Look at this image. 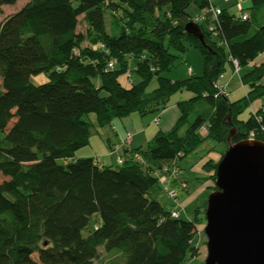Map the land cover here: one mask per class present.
Listing matches in <instances>:
<instances>
[{
  "label": "trees",
  "instance_id": "obj_1",
  "mask_svg": "<svg viewBox=\"0 0 264 264\" xmlns=\"http://www.w3.org/2000/svg\"><path fill=\"white\" fill-rule=\"evenodd\" d=\"M250 1L245 19L226 8L213 18L209 0H26L0 19V264H92L100 247L123 253L125 264H181L198 255L196 214L206 201L183 219L170 216L150 191L155 170L206 138L224 145L203 164L211 187L229 144L264 142V101L240 117L264 96V64L239 74L240 97L226 98L213 85L220 74L227 78V63L233 72L232 59L240 72L264 51V22L257 21L264 0ZM190 5L205 11L193 22L197 33L187 29ZM188 48L200 52L201 74L164 76ZM129 57L136 58L139 79L126 86L119 77ZM48 68L54 70L48 82H31L32 73ZM154 77L157 86L147 91ZM181 89L192 95L177 101L175 123L144 150L123 147L122 163L114 166L75 156L89 142L84 114L94 113L103 126L135 111H159Z\"/></svg>",
  "mask_w": 264,
  "mask_h": 264
},
{
  "label": "rangeland",
  "instance_id": "obj_2",
  "mask_svg": "<svg viewBox=\"0 0 264 264\" xmlns=\"http://www.w3.org/2000/svg\"><path fill=\"white\" fill-rule=\"evenodd\" d=\"M26 0H16L14 4H7L0 7V19L7 14H10L17 9H19ZM214 5H223L226 6L228 11L238 14L239 11L236 8L237 1H241L243 12H249V7L251 6L250 0H212ZM227 1V2H226ZM229 5V6H228ZM228 6V7H227ZM187 11L194 15L197 12V9L190 5L187 8ZM264 16V7H262L260 13L257 15V21H262ZM106 29L109 33V27L112 26L111 16L109 13H106ZM85 29V23L81 19V16L78 17L77 30L83 32ZM113 34L117 33V28L115 27L112 30ZM213 39H216L215 36H212ZM83 44H87L84 42ZM173 52V51H172ZM136 58L129 57L127 59V69L120 75L119 79L123 85H129L132 81L136 82L139 79V76L135 72ZM187 67H191V75L197 76L201 74L202 70V56L197 49L188 48L184 53L177 55V58L173 65L164 72V76L168 77L171 80H179L188 75ZM225 74L229 83L227 85V90L232 91L231 98H237L243 95V88L240 86L239 74L247 71L248 67H241L238 74H231V69L229 64H226ZM54 70L52 68L43 69L38 72H34L30 76L31 82L34 84H42L49 81L53 75ZM157 86V80L154 77L147 85L146 90L150 91ZM192 93L186 89H181L174 92L168 99L167 105L172 104L173 101L181 100L191 96ZM264 101V96L256 98L253 100L248 107L242 111L240 117L246 118L249 114V107L256 108V104H260ZM177 105V104H176ZM200 108L204 107V104L199 105ZM157 111H148L146 113L132 112L124 117H116L106 125L98 126L95 119V114L90 112L84 114L82 119L88 122L89 124V142L88 144L79 148L75 155L77 154H88L92 153L93 158L100 162L112 163V166L116 163H113V159L117 154H122V141L125 139L126 133L131 132L134 134L137 125L140 124V132H137L136 138L139 143L141 150H144L147 142L151 138L148 137V133L151 130L158 129L156 122H154V115H157ZM159 119V118H158ZM11 121L9 122V124ZM142 128H147L145 131ZM171 128V127H170ZM169 128V129H170ZM168 129V130H169ZM117 131L118 135L115 134ZM166 130V131H168ZM127 131V132H126ZM103 132V133H102ZM101 133V135H100ZM103 134V135H102ZM202 134V133H201ZM102 137V138H100ZM107 137L110 138V143L107 141ZM117 147V148H116ZM224 145L222 143H216L210 138L204 139L198 147L186 154L184 157L179 158L177 165L181 168V172L185 177V188H181L178 183H171L170 188L176 192L174 199L167 196L166 192L163 190V186L160 182H156L150 191V195L156 197L164 208H171L172 206L179 207V217L183 219H192L194 217V211L197 207H200L204 201H206L208 194L215 189V186L211 187V180L207 177V172L203 168V164L208 158V153H214L218 158V153L223 151ZM105 153L106 155L100 158V155ZM212 159V160H214ZM215 159V160H216ZM157 174V170H155ZM1 179V176H0ZM196 217L201 219L197 225L196 232L193 236V242L199 246V257L197 255L186 256L181 264H203V260L206 256V246L205 241L206 237L202 230L205 223L204 213L200 211L196 214ZM86 230L83 231V234H86ZM92 264H125V256L123 253L118 252L117 250L104 251L101 247L99 248V256L93 260Z\"/></svg>",
  "mask_w": 264,
  "mask_h": 264
},
{
  "label": "water",
  "instance_id": "obj_3",
  "mask_svg": "<svg viewBox=\"0 0 264 264\" xmlns=\"http://www.w3.org/2000/svg\"><path fill=\"white\" fill-rule=\"evenodd\" d=\"M187 29L198 32L193 22ZM214 186L204 210L203 264H264V142L229 144L216 164Z\"/></svg>",
  "mask_w": 264,
  "mask_h": 264
},
{
  "label": "built area",
  "instance_id": "obj_4",
  "mask_svg": "<svg viewBox=\"0 0 264 264\" xmlns=\"http://www.w3.org/2000/svg\"><path fill=\"white\" fill-rule=\"evenodd\" d=\"M236 8L239 11V14L242 19H245L247 17V14L243 12L241 1H237ZM209 12L211 13V16L214 18L217 14L220 13V8L214 6L213 4L210 5ZM203 15L205 16V11H201L198 14H194L191 17V22H197L198 20H201L203 18ZM207 28L209 31H213V26L208 24ZM98 48H103V44H99ZM115 60L110 59L107 61V67L112 68L114 67ZM232 65H233V72L231 74H238L239 67H238V61L236 59H232ZM187 73L191 74V67H187ZM220 81V82H219ZM229 83V79L224 80L223 74L219 75V79L213 83L214 87L217 89V93L223 95L226 98H229L231 93L229 90H227V85ZM154 122H158V118H154ZM200 132L205 131V127L199 128ZM131 138V133L127 132L125 139L122 141L121 145L122 147L129 148V142ZM117 148V147H116ZM133 158L139 162H142V157L139 153H133ZM117 164L122 163V157L120 155H117L115 159ZM156 174V180L160 182L163 186V190L166 192L167 196L174 199L176 192L170 188L171 183H178V185L181 188H185V180L181 176V168L177 165V160L174 159L171 162L162 164L161 167L157 170ZM170 216L172 217H179V207L175 206L170 211Z\"/></svg>",
  "mask_w": 264,
  "mask_h": 264
},
{
  "label": "crops",
  "instance_id": "obj_5",
  "mask_svg": "<svg viewBox=\"0 0 264 264\" xmlns=\"http://www.w3.org/2000/svg\"><path fill=\"white\" fill-rule=\"evenodd\" d=\"M26 2V1H25ZM209 2L211 3V4H213L214 5V2L212 1V0H209ZM227 2V1H226ZM242 4V3H241ZM3 5H1L0 7H2ZM214 6H216V7H218V8H226V6H223V5H214ZM229 6V5H228ZM227 6V7H228ZM262 9V8H261ZM261 9L259 10V13H260V11H261ZM227 10V9H226ZM228 11V10H227ZM0 12H1V9H0ZM229 12H231V11H229ZM199 13V11L197 10V12H195L194 14H198ZM262 22H264V16H263V18H262ZM260 64H264V51H262L261 53H259L252 61H250L247 65H246V67H248V68H250V67H252V66H258V65H260ZM189 75V74H188ZM230 80V79H229ZM240 86L243 88V85H241V83H240ZM244 89V88H243ZM230 93H231V95H230V97H232V91H230ZM190 97V96H189ZM188 98V97H187ZM183 99H186V98H183ZM182 100V99H181ZM177 101H179V100H176V101H173L172 102V104H169V105H166L164 108H162L161 110H159V111H157L158 112V114L157 115H154L153 116V118L155 117V116H157V118H159L158 119V122L156 123V125H157V127H158V129H154V130H150L149 131V133H148V139L149 138H152L156 133H158V132H165L166 130H168L174 123H175V121H176V119H177V117H178V115H179V108H178V106L176 105L177 104ZM259 105V103L258 104H256V107ZM252 109H254V108H252L251 106L249 107V110H252ZM141 124V123H140ZM140 124H138L137 125V127H135L136 128V130H135V132H134V134L133 133H131V138H130V142H129V148L130 149H134V148H136V147H139L140 145H139V143L137 142V138H136V136L135 135H137V132H140V128L141 127H139V126H141ZM147 128H142V130L143 131H145ZM114 132H115V134L116 135H118L117 133V131H115L114 130ZM127 132V131H126ZM103 133V132H102ZM100 135H101V133H100ZM103 135V134H102ZM100 138H102V137H100ZM150 140V139H149ZM107 141H108V143H110V138L109 137H107ZM123 148V147H122ZM123 151V150H122ZM100 155V158H102V157H104L106 154L105 153H102V155L101 154H99ZM117 155H120L121 157H122V154H117ZM76 157H85V156H90V157H93V155H92V153H88V154H85V155H80V154H77V155H75ZM117 157V156H116ZM116 157L113 159V163H116V161H115V159H116ZM211 158V159H214L213 157H216V155H214V153H208V158ZM216 159V158H215ZM214 159V160H215ZM98 162V161H97ZM99 164H101V165H112V163H104L103 161H100V162H98ZM117 164V163H116ZM115 164V165H116ZM114 166V165H113ZM209 173H207V175H208ZM181 176H182V178L185 180V177H184V175H183V173L181 172ZM175 206H172L171 208H167L168 210H171V209H173ZM198 257H199V254L197 255Z\"/></svg>",
  "mask_w": 264,
  "mask_h": 264
}]
</instances>
